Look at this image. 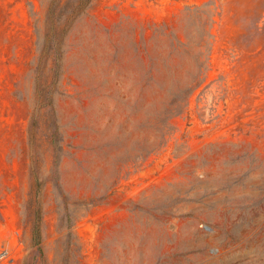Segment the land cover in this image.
I'll use <instances>...</instances> for the list:
<instances>
[{
  "label": "rangeland",
  "instance_id": "1",
  "mask_svg": "<svg viewBox=\"0 0 264 264\" xmlns=\"http://www.w3.org/2000/svg\"><path fill=\"white\" fill-rule=\"evenodd\" d=\"M0 220V264H264V0H0Z\"/></svg>",
  "mask_w": 264,
  "mask_h": 264
},
{
  "label": "trees",
  "instance_id": "2",
  "mask_svg": "<svg viewBox=\"0 0 264 264\" xmlns=\"http://www.w3.org/2000/svg\"><path fill=\"white\" fill-rule=\"evenodd\" d=\"M200 8V7H199ZM203 15L199 16L201 22V30L199 33L198 39L188 38V40H181L177 38V42L174 43V47L182 49L188 56L193 60V64L185 71L184 76L176 75L172 78L175 88L178 90V93L174 95L171 99L163 102V107L156 114L157 120L160 122L159 133L161 136H166L170 133V127L168 124V119L172 116L181 113L185 109L186 100L189 94L203 82V76L207 69L209 62V54L211 50L212 43V32L210 29V23L214 21V13L210 10L203 11ZM156 82L155 74H151L144 78L141 83V97H145L147 91L154 86ZM157 97L150 99V103L160 102ZM162 146V143L159 142L155 149Z\"/></svg>",
  "mask_w": 264,
  "mask_h": 264
},
{
  "label": "built area",
  "instance_id": "3",
  "mask_svg": "<svg viewBox=\"0 0 264 264\" xmlns=\"http://www.w3.org/2000/svg\"><path fill=\"white\" fill-rule=\"evenodd\" d=\"M2 226V221L0 220V229ZM20 229L16 224L10 226V238L2 239L0 237V262L4 260H12L14 258V253L12 250V245L17 244L20 237Z\"/></svg>",
  "mask_w": 264,
  "mask_h": 264
}]
</instances>
